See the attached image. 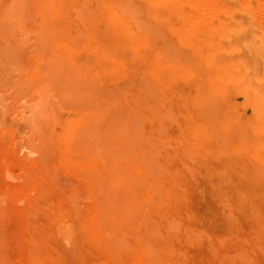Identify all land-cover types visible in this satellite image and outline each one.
<instances>
[{
	"label": "rangeland",
	"instance_id": "1",
	"mask_svg": "<svg viewBox=\"0 0 264 264\" xmlns=\"http://www.w3.org/2000/svg\"><path fill=\"white\" fill-rule=\"evenodd\" d=\"M188 1L0 0V110L74 176L81 215L99 179L128 210L106 206L107 244L79 226L61 250L79 264H147L149 244L156 264H264V0H219L201 25Z\"/></svg>",
	"mask_w": 264,
	"mask_h": 264
},
{
	"label": "bare ground",
	"instance_id": "2",
	"mask_svg": "<svg viewBox=\"0 0 264 264\" xmlns=\"http://www.w3.org/2000/svg\"><path fill=\"white\" fill-rule=\"evenodd\" d=\"M174 1H177V0H170V2H172V5L175 4ZM190 1L191 0L188 1L189 4L191 3ZM260 1H262L260 4H263V0H260ZM128 2H129V0H128ZM194 2L196 3V4L195 3L194 4L197 7H199L200 12H201V14H199L200 16L198 18H196L194 20L192 19V22L196 21L195 25H201L202 23H204L206 21L204 19V17H207L208 20L213 18V17H216L218 15L219 9L221 8L219 0H194ZM244 2H246V1L243 0V3ZM194 4L192 2L191 5H194ZM256 4L258 5L259 2L258 3L256 2ZM128 5H130V4H128ZM176 6H177V4H176ZM260 6H262V5H260ZM224 7H226V6H224ZM177 8H179V7H177ZM257 8H260V7L257 6ZM262 8H263V6L260 8L263 11L264 9H262ZM127 9H125V10H127ZM260 9H258V10H260ZM121 10H122V8H121ZM128 10H130V9H128ZM124 13H126V11ZM129 13H131V11H129ZM262 13H264V12H262ZM127 14H128V12H127ZM132 14H134V13H132ZM126 16L131 17L132 15L128 14ZM182 16L186 17L185 15H182ZM134 18H135V16H134ZM54 21H56V20H54ZM136 22L138 23L139 21L137 20ZM205 24H207V23L205 22ZM140 25H142V23ZM137 29H138V27H137ZM141 29H143V28H141ZM173 29H175V28H173ZM140 36H142V35H140ZM218 36H219V34H218ZM164 45H165L164 47H167L166 44H164ZM181 58H182V56H181ZM181 58H180V60L184 59V58H182V59ZM195 86H196V84H195ZM200 91H203V90L200 89ZM215 96H217V95H215ZM214 99H215V97H214ZM218 99L219 100L221 99L220 96ZM168 106H167V108H168ZM169 108L166 109L165 113L169 112V111L171 113V107H169ZM205 110L207 111V108ZM227 112H229V111H227ZM14 113H15L14 111L9 113L11 118H7L6 113L2 109L0 110V115H1L0 116V234H3L4 237L6 238V239H4L5 240L4 242H6L8 240V238H10L9 240L11 241V243H9L10 241H7L8 243L5 244L6 249H5V247H4V249H2L3 247H1L0 250L2 249L1 252L3 250H5V252L9 251V252H7L9 254L13 253L12 256H9V257L7 256L6 253H4V254H6V256L8 258L14 257L13 259L11 258L12 260L11 259H5V258L2 259L1 258V256L3 255L2 254V255H0V259H2V261L4 259L8 260L7 264H79V261H76V258L74 257L75 254L77 253V251L76 252L75 251H71V252L66 251V252L72 254L73 257H72V255L70 257V255L68 253L66 254L65 251H61L63 246H65L66 242L71 245L72 249H77L76 248L78 246L77 234L79 232V226L82 225V227L84 229L87 228L91 238L94 241L98 242V239H99L100 241H102V244H107L109 242L108 241L109 239L107 238V232L109 230L108 229V226H109L108 223H110V220H109V222H107L106 220L109 219V216H108L109 214L112 215L113 212L111 213L110 211L115 209V207H113V206L121 203L119 205V206L122 205L121 209H123L124 212H127L128 210H126L125 207H123L122 201L120 202V200H118V199H116L117 202H115V205L113 203H111L112 208H114V209H111V207L109 205L110 203L108 202V204H107L105 202L106 200H109V198L107 199L108 194L106 193V190H105L108 188H106V185H105L106 183H104L107 181H101V179H99L101 182L99 180H96L97 181L96 187H98V188H96V187L93 189L91 188L92 191H95L97 194L93 198H91V197L89 198V199H92V202H90L87 205V208H86L84 214L81 215V213H80L81 207H83V206L81 205L78 208L80 211L77 209V207L79 205L77 203V205H78L77 206L75 201L79 202V199L74 201V198L70 193L71 191L69 190L71 185L74 182V176L69 172L56 171V170H53V172H51V174H47V160H46V155H45L46 151H45L44 139L42 137H40V135H38V137H37V135L34 136V135H31L30 132L25 131L24 128L22 129L21 126H19L16 123L17 117H16V115H14ZM170 117H172V116L170 115ZM86 125H88L87 128L85 126H83L82 128L78 129V132H80L79 134L82 136H85L86 134H84V133L87 131V129H89V124H86ZM80 130H82V131H80ZM162 131H163V129H162ZM75 134H76V130H75ZM79 134H77L75 136L79 138V141H82L81 139H84L85 137H83V138L81 137V139H80ZM41 138L43 139L42 142L40 140ZM77 139H75V140L71 139V140H73V142L70 141V143H72V144L74 143L75 145H78L79 142L78 141L76 142ZM32 140L35 141V143ZM109 140H110V138H109ZM144 141H146V140H144ZM112 144H113V142H112ZM223 144H224V142H223ZM77 147H80V145ZM116 155H118V154L116 153ZM73 156H75V155H73ZM73 158H76V157H73ZM141 158H142V160H144L145 157L144 158L141 157ZM155 160H157V159H155ZM118 162H120V161H118ZM106 165H108V164H106ZM106 165L105 166L103 165V167L106 168ZM108 166H110V165H108ZM123 167L124 166H122V168ZM160 168H161V166H160ZM86 170H88V169H86ZM126 172H127V170H126ZM93 173H95V172H93ZM93 173H92V178L95 179V177H93ZM99 173H97V174H99ZM108 174L109 173H107V175ZM110 174H111V172H110ZM90 176H91V174H90ZM97 177L101 178V176L99 177L98 175H97ZM89 178H91V177H89ZM90 180L93 182V183H91L93 185L95 180L94 181L92 179H90ZM104 180H106V178ZM120 180H123V178L119 179L118 182ZM137 181L138 180H136V182ZM128 183H129V181H128ZM114 185H115V187H113V188L116 189L118 187V185H116V184H114ZM103 187H104V189H103ZM111 187H109V188H111ZM48 188L50 189L52 194H58V193L64 194L65 193L64 201L60 202V203H54L51 201L48 202V200H47ZM133 188H134L133 190L135 191L134 186H133ZM152 188H154V186ZM102 190H104V191H102ZM117 190H118V188H117ZM101 191L103 193H101ZM111 191H112V189H111ZM98 192H100L101 195L98 194ZM118 192H119V190H118ZM128 192H129V190H128ZM128 194H130V193H128ZM132 194L134 195V192H132L130 194V196ZM114 195H116V194L114 193ZM105 196H106V198H105ZM109 196H111V198H112V195L109 194ZM75 199H76V197H75ZM111 200H113V199H111ZM111 202H113V201H111ZM143 205H145V204H143ZM106 206H107V208L110 207L108 209H111V210L107 211L108 209L106 208ZM137 207L138 206H136V208ZM126 208H128V206H126ZM140 209H142V208H140ZM115 210H114L115 211L114 213H116L115 215H117V213H119L117 211L118 207ZM129 210H133V212H135V211L137 212L138 208L136 210H135V208L134 209L131 208ZM108 212H110V213L108 214ZM114 213H113V217H114ZM128 213H130V212H128ZM130 214L132 215V213H130ZM137 214H139V213H137ZM119 216H121V215H119ZM126 216H128V215L126 214ZM116 217H114V218H116ZM110 218H112V217H110ZM114 218H112L111 222H113ZM127 218H129V216ZM130 218L128 221H131ZM173 219H174V217H173ZM117 220H118V218H117ZM171 221L175 222L174 220H171ZM113 223H115V222H113ZM116 223H118V221ZM119 224H121V223H119ZM133 224H136V222ZM155 225H157V224H155ZM112 227H110L111 231H112ZM115 228L113 227L114 230H115ZM129 228H134V226L129 227ZM173 228H175V227H173ZM123 229L120 231L121 235H123L125 232L127 234V231H125V229H124L125 232L122 234ZM135 230H131V231H135ZM175 230H176V228H175ZM158 233H160V232L158 231ZM110 234L111 233L109 232V235ZM112 235H110V236L112 237ZM140 236H142V234H140ZM158 236L160 237L161 234ZM117 238H120V236ZM124 238L126 239V237H124ZM124 238H123V240L120 239V243H118L119 242L118 241L117 244L115 243L114 239H113L114 243L112 244L111 243L112 240H111L110 244H111V246L113 245V249H114L115 245L119 246V244H121V240H122L123 246H125V248H127L128 246L130 247V244H128V242H126V241H125L126 243L124 242ZM138 238H140V243L142 244V242H144V241L141 242V240H142L141 237H138ZM2 240H3V237H2ZM159 244H161V243H159ZM155 245H156V243H155ZM121 246L122 245H120L119 247H121ZM143 247H144L143 252H145V251L147 252L149 249H151V251H154V253H152V252L145 253V257L147 256L146 254L151 256V257H147V259H146L147 260L146 262H148L147 264H156L155 261L157 260V257H159L158 251H156V248L158 246L154 247V246H152V244H149V246H148L149 249H146L145 245H143ZM152 247L155 249H153ZM106 249H108V248H106ZM118 249H120V248H118ZM110 250L111 249L109 248V251ZM10 251H12V253ZM120 251H121V249H120ZM72 252H74L75 254H73ZM112 252H116V251H112ZM112 252H111V254H113ZM152 254H153V256H152ZM3 257H5V256L3 255ZM18 257L19 258L21 257V261L18 260L19 259ZM124 258H126V257H124ZM154 258H156V259L154 260ZM14 259H15V261H14ZM5 260L3 261V262H5L4 264H6ZM17 260H18V262H17ZM150 261H151V263H150ZM0 264H3V263H0ZM97 264H99V262Z\"/></svg>",
	"mask_w": 264,
	"mask_h": 264
}]
</instances>
